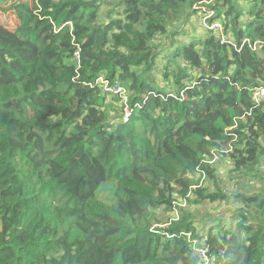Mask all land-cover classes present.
Segmentation results:
<instances>
[{
    "label": "trees",
    "instance_id": "16d2710c",
    "mask_svg": "<svg viewBox=\"0 0 264 264\" xmlns=\"http://www.w3.org/2000/svg\"><path fill=\"white\" fill-rule=\"evenodd\" d=\"M104 3L16 0L0 21V264H202L216 242L215 264H264V0H119L102 21ZM200 12L225 40L179 41ZM215 156L239 191L196 179L218 182ZM218 201L235 227L205 239L184 206Z\"/></svg>",
    "mask_w": 264,
    "mask_h": 264
},
{
    "label": "rangeland",
    "instance_id": "374dc122",
    "mask_svg": "<svg viewBox=\"0 0 264 264\" xmlns=\"http://www.w3.org/2000/svg\"><path fill=\"white\" fill-rule=\"evenodd\" d=\"M14 1L16 0H8V2L6 3H0V21L6 23L11 28H15L18 21L11 11L5 9L8 8L10 3ZM118 1L119 0H106V3H104L101 8L100 19L102 21H107L109 12L113 10V8H115L114 6L118 3ZM211 14L206 15L205 13L200 12L197 15L192 16V18L190 19V24L184 25L186 34L180 36L179 41H186L188 38L193 36L206 37V35L208 34L207 25H210L212 23H209L208 21L211 17ZM216 28H220V25H216ZM220 35L223 40L226 39V35L223 29H221ZM244 53L248 57V52L245 51ZM159 81L161 85H164V81L162 79H160ZM166 89L168 91H171L173 87L170 86ZM114 117L118 118V115ZM215 167L217 169L218 182L209 179L207 180L206 177H199L198 175L196 176V179L200 178L201 184L203 186H206L210 192L217 190V184L219 185V187L225 188L229 191H239V186L238 184H236V179L234 178V174L232 173L231 162L228 159L220 160L217 164H215ZM261 169L264 172V161L261 163ZM252 184V187L248 191L249 193L264 194V180H253ZM111 188L112 184H109L108 188L106 190H103L101 194L102 200L111 202V199L109 198L111 195ZM178 201L179 206H182L180 198H178ZM236 207V205H226L221 201L197 205L187 202V205L184 206V208L190 210V212L194 215V220L197 223V229L204 235L205 239H212L213 234L218 232L219 229L217 227L219 226H223V228L227 227L228 229H233L235 227L236 223L233 222L232 216ZM158 213L159 218L163 221L181 215L180 212H170L166 209H160ZM159 225H161V227L165 226L164 224ZM218 244H220V242H216L215 246L217 247Z\"/></svg>",
    "mask_w": 264,
    "mask_h": 264
},
{
    "label": "built area",
    "instance_id": "2783aa9c",
    "mask_svg": "<svg viewBox=\"0 0 264 264\" xmlns=\"http://www.w3.org/2000/svg\"><path fill=\"white\" fill-rule=\"evenodd\" d=\"M216 25H220V28H216ZM211 27H210L211 29H220L221 30V24H219L217 22L212 23ZM79 58H80V54H79V52H76L75 53V59L78 61ZM105 88L108 92H111L115 95L123 93L122 87L119 85H114L111 87L106 86ZM252 97L258 104L264 106V83L260 84L259 86H257L253 90ZM125 99H127L126 96H125ZM219 161H220L219 156H215L214 158L211 159L210 163L211 164H217ZM202 176L205 177L204 174H202ZM218 246H219V244L217 245V247ZM217 247L213 252H211V249H210L208 244L201 246V247H195V250H196L195 252L198 256L200 263H202V264H215L216 258H217V252L221 253V254L223 253V251L218 250Z\"/></svg>",
    "mask_w": 264,
    "mask_h": 264
}]
</instances>
